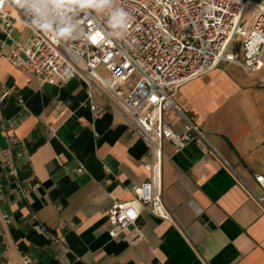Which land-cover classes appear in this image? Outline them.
I'll return each mask as SVG.
<instances>
[{
  "label": "crops",
  "instance_id": "1",
  "mask_svg": "<svg viewBox=\"0 0 264 264\" xmlns=\"http://www.w3.org/2000/svg\"><path fill=\"white\" fill-rule=\"evenodd\" d=\"M0 83L14 91L0 102V149L14 132L29 153L17 178L0 176V264H264V206L244 184L264 194V67L222 63L180 88L178 103L223 160L196 143L179 152L166 144L161 193L173 222L145 211L117 239L110 207L149 177L148 147L130 119L96 90L105 112L84 107L79 78L43 83L4 57ZM166 120L183 131L174 111Z\"/></svg>",
  "mask_w": 264,
  "mask_h": 264
},
{
  "label": "built area",
  "instance_id": "2",
  "mask_svg": "<svg viewBox=\"0 0 264 264\" xmlns=\"http://www.w3.org/2000/svg\"><path fill=\"white\" fill-rule=\"evenodd\" d=\"M117 5L131 17L123 38L111 37L107 16L92 11L81 12L77 18L65 13L72 22L79 20L82 33L62 38L33 30L14 0H0V33L4 37L0 58L43 83L64 87L79 78L88 93L83 106L95 113L105 112L94 102V91H99L130 119V130L148 147L143 162L148 180L132 187L131 200L115 201L109 209L108 233L112 239L136 225L145 211L173 222L161 193L166 144L179 152L196 143L222 159L206 133L178 103L180 88L222 63H232L249 73L264 67V2L117 0ZM12 95L14 91L0 83V102ZM170 111L182 119V132L166 120ZM7 138L8 148L0 149V176L5 180L18 177L19 158L29 159L14 132ZM262 177L257 175L256 182L264 192ZM244 184L264 206V194L258 195ZM36 189L38 185L32 187ZM3 191L1 184L0 194Z\"/></svg>",
  "mask_w": 264,
  "mask_h": 264
},
{
  "label": "clouds",
  "instance_id": "3",
  "mask_svg": "<svg viewBox=\"0 0 264 264\" xmlns=\"http://www.w3.org/2000/svg\"><path fill=\"white\" fill-rule=\"evenodd\" d=\"M14 4L23 11L33 30L62 38L82 33L79 20L74 23L65 13L76 18L81 12L87 14L89 11L106 15L110 36L116 39L123 38L131 19L125 8L117 5V0H14Z\"/></svg>",
  "mask_w": 264,
  "mask_h": 264
},
{
  "label": "rangeland",
  "instance_id": "4",
  "mask_svg": "<svg viewBox=\"0 0 264 264\" xmlns=\"http://www.w3.org/2000/svg\"><path fill=\"white\" fill-rule=\"evenodd\" d=\"M247 1H248V0H247ZM247 16H249V14H248ZM100 72L103 73L104 71L100 69ZM104 74H106V73H104Z\"/></svg>",
  "mask_w": 264,
  "mask_h": 264
},
{
  "label": "snow or ice",
  "instance_id": "5",
  "mask_svg": "<svg viewBox=\"0 0 264 264\" xmlns=\"http://www.w3.org/2000/svg\"><path fill=\"white\" fill-rule=\"evenodd\" d=\"M95 42V41H94ZM261 180H264V177L260 178Z\"/></svg>",
  "mask_w": 264,
  "mask_h": 264
}]
</instances>
